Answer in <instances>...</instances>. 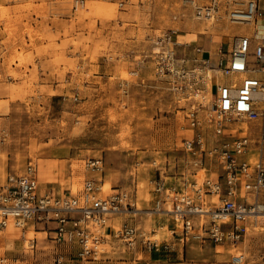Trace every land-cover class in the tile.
<instances>
[{"label": "rangeland", "instance_id": "374dc122", "mask_svg": "<svg viewBox=\"0 0 264 264\" xmlns=\"http://www.w3.org/2000/svg\"><path fill=\"white\" fill-rule=\"evenodd\" d=\"M49 2L56 7L53 24L47 11L40 22L24 20L25 11H43ZM72 4L0 0V183L31 159L41 191L78 193L88 175L82 159L100 156L104 169L97 177L110 184L106 190L123 187L142 206L124 215L164 237L170 217L146 212L153 206L150 179L160 170L174 182L190 167L181 149L182 101L156 76L152 52L172 28L179 41L218 42L250 33V24L197 19L188 0ZM122 218H112L113 225ZM7 226L17 231L8 238L12 231L0 228V255L9 264H144L117 241L100 258L82 259L56 244L42 223ZM245 246L250 264H264V229H251ZM204 252L211 260L208 248Z\"/></svg>", "mask_w": 264, "mask_h": 264}, {"label": "built area", "instance_id": "2783aa9c", "mask_svg": "<svg viewBox=\"0 0 264 264\" xmlns=\"http://www.w3.org/2000/svg\"><path fill=\"white\" fill-rule=\"evenodd\" d=\"M262 1L188 0L197 19L216 16L255 24L250 33L233 35L227 50L219 47L214 62L198 44L192 45L190 63L185 55L178 56L174 45L185 43L172 37L173 28L152 52L156 76L176 102L182 101L181 149L190 167L174 182L160 170L150 179L153 206L146 212L170 217L166 236L144 230L124 215L139 210L127 189L103 188L97 177L103 159L93 155L82 159L88 175L78 193L41 191L31 159L22 171L8 173L0 183V228L42 223L56 244L82 259L100 258L117 241L135 253L155 254L144 264H167L178 244L191 239L229 245L233 251L228 263L243 264L246 235L264 229V34L258 29L264 25ZM83 4L73 0L72 7ZM119 214L123 218L114 226L112 218ZM62 257L59 254L57 261ZM9 263L0 255V264Z\"/></svg>", "mask_w": 264, "mask_h": 264}, {"label": "crops", "instance_id": "0c3cea01", "mask_svg": "<svg viewBox=\"0 0 264 264\" xmlns=\"http://www.w3.org/2000/svg\"><path fill=\"white\" fill-rule=\"evenodd\" d=\"M40 0H34L36 4H39ZM264 3V1H262ZM55 4L52 2H49L45 9L43 11L35 12L34 10H29L25 11V17L24 20H36L37 22H40L42 20V13L49 12V23L53 24L54 20L53 15L55 12L53 11L56 7H54ZM40 10V9H37ZM54 12V13H53ZM33 22V21H31ZM262 23V22H261ZM36 24V22H35ZM250 24L251 31L254 28V23H248ZM258 29L261 30V34H264V25L261 24V26H258ZM1 37V36H0ZM177 37V36H176ZM233 37V36H232ZM232 37L230 39H224L223 41L219 40L218 42H215L214 39H211L212 41H206L202 40L200 41L199 39H196L195 41H186L184 40L185 38L183 37L182 43H185L186 45H194V44H199L203 45L204 50H205V55H209L212 61L214 62L216 57H217V48L222 47L223 50H227L231 44ZM182 39V38H181ZM178 40V39H177ZM179 41V40H178ZM254 40H252L251 43H253ZM189 43V44H187ZM173 47V45H171ZM217 46V47H216ZM174 49L177 53V55H185L188 60L187 63H190L189 59L193 55V50L191 47L187 48L186 46L183 45L181 46L180 50H178V47L174 45ZM217 49V50H216ZM177 50L179 52H177ZM10 224V223H9ZM28 224V223H27ZM6 230H11L12 232H17L14 228L12 229L11 226H8ZM208 248V251L210 252L208 257L211 258H205V252L204 249ZM231 247L229 245H214L211 242L204 241V242H198L196 240H187L185 245H180L178 244L177 248L170 253L168 259H167V264H230L228 263L229 260V255L233 251L230 250ZM246 249V246H245ZM190 251L191 255H187V252ZM141 253V255H140ZM137 257L140 258L141 262L144 263V261L149 258V257H155V254H148L145 252H137ZM208 259V260H207ZM247 259H248V254H247ZM246 259V261L243 264H250V262Z\"/></svg>", "mask_w": 264, "mask_h": 264}, {"label": "bare ground", "instance_id": "6f19581e", "mask_svg": "<svg viewBox=\"0 0 264 264\" xmlns=\"http://www.w3.org/2000/svg\"><path fill=\"white\" fill-rule=\"evenodd\" d=\"M211 19V18H210ZM108 187H110V184L107 186L106 183H104L103 185V188L106 190ZM144 208V207H143ZM136 210H141L142 209V206L140 204H136V207H135ZM8 226H6L5 228H7ZM13 229V228H12ZM15 234H13V232H9L8 233V238H13ZM26 239V238H24ZM27 240V239H26Z\"/></svg>", "mask_w": 264, "mask_h": 264}]
</instances>
